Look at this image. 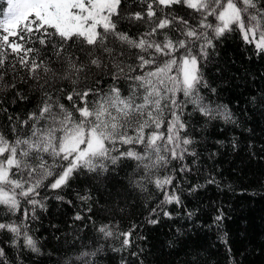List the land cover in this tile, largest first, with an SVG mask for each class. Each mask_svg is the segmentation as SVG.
I'll return each instance as SVG.
<instances>
[{
  "label": "snow or ice",
  "instance_id": "1",
  "mask_svg": "<svg viewBox=\"0 0 264 264\" xmlns=\"http://www.w3.org/2000/svg\"><path fill=\"white\" fill-rule=\"evenodd\" d=\"M127 5L128 0H0V93L15 90L13 104L29 101L27 86L36 98L25 117L8 115L0 130V212L23 215L0 221V233L11 234L13 247L22 241L40 252L26 221L38 218L37 207L46 209L42 190L70 187L76 176L103 182L123 161L135 162L130 187L144 191L154 184L161 204H180L178 173L190 171L187 157L199 156L191 117L199 113L205 125L233 121L227 105H215L203 92H217L205 75L217 44L238 32L251 55L264 58V0H138L132 10ZM104 76L111 79L107 89ZM7 102L0 95V113L9 112ZM251 102L264 104V94ZM22 203L31 208L22 209ZM223 219L221 212L214 223ZM97 231L113 236L106 224ZM133 231L120 233L122 249L131 246ZM6 255L0 246V264H7ZM89 255L95 252L77 259Z\"/></svg>",
  "mask_w": 264,
  "mask_h": 264
},
{
  "label": "trees",
  "instance_id": "2",
  "mask_svg": "<svg viewBox=\"0 0 264 264\" xmlns=\"http://www.w3.org/2000/svg\"><path fill=\"white\" fill-rule=\"evenodd\" d=\"M127 6L138 7V0H128ZM251 53L238 32L228 34L205 68L217 92L205 89L204 95L215 105H227L233 121L216 119L205 125L199 113L191 117L192 147L199 156L187 157L190 171L178 173L175 191L180 204H161L163 196L154 184L144 191L130 187L132 160L121 162L103 182L90 175L76 176L70 187L42 190L46 209L37 207L38 218L26 221L39 253L23 247L22 241L13 247L11 234L0 233L7 264H84V260L88 264H264V104L251 102L253 96L264 94V58ZM103 79L107 89L111 79ZM14 82L21 86L19 77ZM120 84L127 89L128 81L122 79ZM23 91L30 100L16 104L11 102L15 90L0 93L8 97L9 109L0 113V130H5L8 115L25 117L35 106L36 98H31L27 86ZM7 131L11 134L10 128ZM209 179L215 183H208ZM57 194L64 200H57ZM23 208L31 206L22 203ZM221 212L224 219L217 225L214 218ZM77 214L82 217L79 221L74 219ZM17 217L23 220L22 213ZM17 217L0 212V221ZM153 218L156 224L148 222ZM104 224L113 236L97 231ZM133 228L131 246L122 249L120 233ZM133 251L138 256L129 255ZM83 252L95 255L77 259Z\"/></svg>",
  "mask_w": 264,
  "mask_h": 264
}]
</instances>
